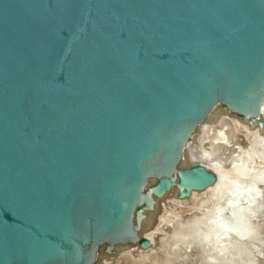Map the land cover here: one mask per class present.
<instances>
[{"label": "water", "instance_id": "obj_1", "mask_svg": "<svg viewBox=\"0 0 264 264\" xmlns=\"http://www.w3.org/2000/svg\"><path fill=\"white\" fill-rule=\"evenodd\" d=\"M264 0H0V264H94L216 174L215 109L264 126ZM151 181V182H150Z\"/></svg>", "mask_w": 264, "mask_h": 264}, {"label": "bare ground", "instance_id": "obj_2", "mask_svg": "<svg viewBox=\"0 0 264 264\" xmlns=\"http://www.w3.org/2000/svg\"><path fill=\"white\" fill-rule=\"evenodd\" d=\"M260 116L264 121V103ZM195 162L214 172L215 182L185 198L175 187L155 198L141 222L150 245H117L94 264H133L138 257L150 264H264V126L213 110L179 167Z\"/></svg>", "mask_w": 264, "mask_h": 264}, {"label": "rangeland", "instance_id": "obj_3", "mask_svg": "<svg viewBox=\"0 0 264 264\" xmlns=\"http://www.w3.org/2000/svg\"><path fill=\"white\" fill-rule=\"evenodd\" d=\"M144 256H146V257H149V255H148V253H145V254H143V257ZM135 260V262H133V264H150V259H147V260H142V258H140V257H138V259L136 258V259H134ZM141 260V261H140ZM147 261V262H146ZM143 262H145V263H143Z\"/></svg>", "mask_w": 264, "mask_h": 264}]
</instances>
